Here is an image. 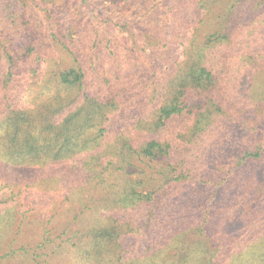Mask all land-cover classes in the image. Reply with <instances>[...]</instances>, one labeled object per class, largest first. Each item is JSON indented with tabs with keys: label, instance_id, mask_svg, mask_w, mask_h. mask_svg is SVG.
<instances>
[{
	"label": "trees",
	"instance_id": "1",
	"mask_svg": "<svg viewBox=\"0 0 264 264\" xmlns=\"http://www.w3.org/2000/svg\"><path fill=\"white\" fill-rule=\"evenodd\" d=\"M69 1L0 0V260L264 264V0Z\"/></svg>",
	"mask_w": 264,
	"mask_h": 264
},
{
	"label": "rangeland",
	"instance_id": "2",
	"mask_svg": "<svg viewBox=\"0 0 264 264\" xmlns=\"http://www.w3.org/2000/svg\"><path fill=\"white\" fill-rule=\"evenodd\" d=\"M57 3L60 2H66V4H68L71 7V11L76 12L75 7H76V3H72L69 0H56ZM111 4L110 0H103L100 4V9L103 12H108L110 9L108 7V5ZM131 5L128 6V8H125L124 10H128V15L132 16V15H137L138 10L136 8L131 9ZM84 7L81 8V10H78V16H80L81 20L84 21L85 20V16L84 15ZM77 14V12H76ZM57 54V58L58 56L60 57V59H62L64 62H70V58L62 51H58ZM1 182H0V196L1 195H9L10 191L6 190V187L1 186ZM16 194V192H15ZM20 197H22V195H20ZM51 207H56L55 211H56V217L53 219L52 225L53 226H62L63 224H65L68 221V217L71 213V208L70 205L68 203H63V204H55L54 206H43V208H41V213L39 215L35 214H28V219L25 220L24 222V228H23V232L18 236V241L15 242L16 244H19L20 242H25V243H31L34 244V241L36 239V236L38 235V231H40L41 228V222L39 221V219L42 217L41 215L43 213H50L52 212L54 209H52ZM64 261V258H63ZM62 260L56 261H49L48 263L45 262H41V263H35V262H30L27 260L25 255H18L16 258H12V257H7V258H2L0 260V264H62L63 263Z\"/></svg>",
	"mask_w": 264,
	"mask_h": 264
}]
</instances>
